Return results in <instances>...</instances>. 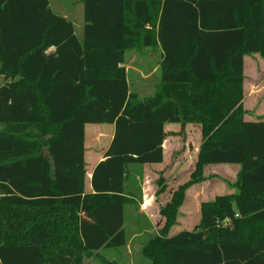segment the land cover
I'll return each mask as SVG.
<instances>
[{
  "label": "trees",
  "instance_id": "16d2710c",
  "mask_svg": "<svg viewBox=\"0 0 264 264\" xmlns=\"http://www.w3.org/2000/svg\"><path fill=\"white\" fill-rule=\"evenodd\" d=\"M81 4L79 39L48 0H0V264H84L125 247L124 207L141 201L143 166L162 163L167 124L198 126L201 143L142 258L264 264V121H244L242 108L244 58L264 59V0ZM129 52L159 53L147 98L127 81ZM105 124L113 139L85 194L84 127ZM214 165L239 167L234 192L202 202L196 226L169 236Z\"/></svg>",
  "mask_w": 264,
  "mask_h": 264
},
{
  "label": "rangeland",
  "instance_id": "374dc122",
  "mask_svg": "<svg viewBox=\"0 0 264 264\" xmlns=\"http://www.w3.org/2000/svg\"><path fill=\"white\" fill-rule=\"evenodd\" d=\"M51 5L55 7L53 9L55 14L63 15L65 13L70 20L75 19L73 20V25L76 36L81 39L82 26L84 24L81 0H60L57 5H54L51 1ZM153 55L154 57L149 52H144L143 54L137 52L127 53L126 68L129 71L127 72V77L132 80L130 82H133L132 85L138 89L141 96L148 94L154 81L159 79V72L154 77L147 76V71L150 72L151 70L149 69L150 65H153V61L156 62L155 56L158 57L159 53L156 52ZM136 66L143 67L142 72H144H141L142 75L139 71L136 73ZM143 75L144 78L141 79ZM4 82L3 77L0 76V86ZM100 127L109 128L106 124L100 125ZM168 129L167 153L165 165L162 168L164 170L159 174V170L155 169L158 166H149L154 167V169L151 168L149 172H146V176H149V178L141 183V191L144 192V195L142 192L144 198L143 202H141L143 206L140 208V213L134 212V214L132 212L134 208L131 207L128 220L126 219L127 224L124 228L126 227L128 239L125 247L110 250L100 249L98 257L86 260L84 264H104L105 261L115 262L116 264H149L141 256L142 248L146 241L149 240L150 235L156 234L163 227L164 221L160 222V219L163 218L159 211L170 200L171 194L180 185L188 181L194 170L197 151L201 143L200 128L196 125H187L181 128L180 125L169 124ZM177 161L180 162L179 165L176 164ZM168 169H170V175H162ZM237 170L236 167L228 165H214L205 169L204 176L206 181L203 182L205 184L194 185L186 192L185 201L177 215V222L171 227L169 236H173L183 230L191 231L196 226L200 217L199 207L203 201L207 199L213 200L215 196L233 193L235 189L228 187L227 182H234ZM158 180H162V186L157 184ZM151 201L153 202L151 203ZM144 216L152 217L154 226L153 228L145 227L143 220L140 223L142 228H139L140 230L138 231L134 228L132 222L135 218H145ZM118 217L119 213L116 214V219H112L109 224L114 231L119 226ZM134 233L136 234L135 236L133 235Z\"/></svg>",
  "mask_w": 264,
  "mask_h": 264
},
{
  "label": "crops",
  "instance_id": "0c3cea01",
  "mask_svg": "<svg viewBox=\"0 0 264 264\" xmlns=\"http://www.w3.org/2000/svg\"><path fill=\"white\" fill-rule=\"evenodd\" d=\"M51 1L53 2L54 5H57L58 1H60V0H48L49 5H50V9L53 11V9H55V7H53V5H51ZM56 15H58V14H56ZM58 16H62L65 19L71 21L72 24H74L73 20H75V19L70 20L68 15H66L65 13L63 15H58ZM82 28H83V26H82ZM53 51H54L53 49H50L49 53H52ZM156 59H157V57H156ZM153 62H154L153 65H150V67H149V69H151L150 72L147 71L148 75L146 74L149 77H151V76L154 77L158 73L159 62H155V61H153ZM136 68H137L135 70L136 73L138 71L140 73L142 72L143 67L136 66ZM125 69H126V72H129L128 69L126 68V65H125ZM142 73H141V75H142ZM143 78H144V75L141 76V79H143ZM127 81L129 82L130 88L134 89L135 92L138 94L139 99H143V98H147V97L151 96L155 92L156 84L158 82V80H155L152 87H151V90L149 91V93L146 94L145 96L144 95L141 96L138 89L132 85L133 82H130L132 80L127 77ZM242 91H243L242 108L244 111V121H246V122L264 121V59H262L259 55L252 54V55L246 56L244 58ZM168 125L169 124H167V126L165 125V132H167V134L169 133L168 132L169 131ZM108 126H109V128H102V127H100V125H85V127H84V156H83L84 158H83V161H84V171H85V175H84V192H85V194L93 193V190L91 188V178H92L93 171H94L95 167L100 162L104 161V154L107 151V149L109 148L110 143L113 139L114 130H115L114 126L113 125H108ZM168 136L169 135H167V137H166V139L162 145L163 161L161 164L155 165V166H158V167H155V169L159 170V174L161 172H163V170H164V169L162 170V168L165 165V157H166V153H167L166 149L168 146V141H167ZM103 142H105V143H103ZM176 164L179 165L180 162L177 161ZM149 166H152V165L143 166V168L141 170L142 176L136 177L137 184H138V187L140 188V190H141V183L146 181L149 178V176H146V172H149L151 170V168L154 169V167H149ZM210 167H207V168H210ZM230 167H236L239 170L238 166H230ZM238 170H237V172H238ZM162 175H164V176L170 175V169L165 170V173H163ZM137 176H138V174H137ZM204 184L205 183H203L202 185H204ZM142 192L143 191L140 192L141 201L139 200L140 198L137 199V202H138L137 208L133 207L131 205L124 207V212H125L124 226H126V224H127L126 219L128 220L127 214H130L129 213L130 208L131 207L134 208V210L132 212L133 213L135 212L138 214V212L140 211V208L143 206L141 202H143L144 192H143V195H142ZM207 200L210 201V199H207ZM207 200H205V201H207ZM205 201H203V202H205ZM152 202L153 201H151V203ZM199 211H200V207H199ZM143 220H144L143 225L145 227L149 226V228H153L154 219L152 217L150 218L149 216H146L145 218L141 217V218H137V219L135 218L133 220L132 225L134 226V228L136 230H138L139 228H142V227H140L141 226L140 223H142ZM161 221H164V220L160 219V222ZM133 235L135 236L136 234L134 233Z\"/></svg>",
  "mask_w": 264,
  "mask_h": 264
},
{
  "label": "built area",
  "instance_id": "2783aa9c",
  "mask_svg": "<svg viewBox=\"0 0 264 264\" xmlns=\"http://www.w3.org/2000/svg\"><path fill=\"white\" fill-rule=\"evenodd\" d=\"M235 217H237V215H236ZM226 224H227V221L225 220V221L223 222V226H226Z\"/></svg>",
  "mask_w": 264,
  "mask_h": 264
}]
</instances>
